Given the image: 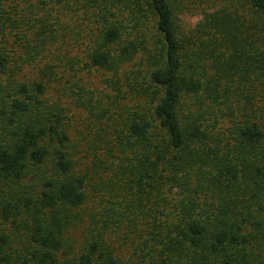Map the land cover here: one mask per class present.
Instances as JSON below:
<instances>
[{
	"label": "trees",
	"instance_id": "trees-1",
	"mask_svg": "<svg viewBox=\"0 0 264 264\" xmlns=\"http://www.w3.org/2000/svg\"><path fill=\"white\" fill-rule=\"evenodd\" d=\"M207 1L187 29L177 0H0V264H65V213L88 200L65 105L40 73L80 58L117 69L145 42H123L140 20L155 29L158 54L145 103L124 122L131 149L105 161L123 180L109 179L117 192L105 209L128 219L123 238L135 234L140 264H264V0ZM73 42L85 52L71 54ZM205 90L212 123L183 110ZM242 94L227 105L231 128L220 126L219 99ZM22 220L19 244L7 227ZM116 248L99 234L78 264H121Z\"/></svg>",
	"mask_w": 264,
	"mask_h": 264
},
{
	"label": "rangeland",
	"instance_id": "rangeland-1",
	"mask_svg": "<svg viewBox=\"0 0 264 264\" xmlns=\"http://www.w3.org/2000/svg\"><path fill=\"white\" fill-rule=\"evenodd\" d=\"M177 1L181 2L180 6L182 7L178 13V22L188 29L195 25L203 15L202 11L200 12L201 9L195 8L196 2L199 0ZM214 1L221 0H209L206 3L212 4ZM185 4H188L189 7L184 6ZM70 14L76 18L74 24L76 27L81 23V17H78L76 13ZM68 20L70 21V18ZM144 25L145 20H140L133 29L128 25L125 33L126 39L123 42L130 40L132 36H137L139 39L144 38L145 42L133 58L122 62L117 69L90 66L82 60L83 58H80L74 68L65 65V61H62L61 67H56L59 71L56 75L48 74V72L40 73L44 79L48 78L50 98L61 99L65 105L68 128L71 141L74 144L72 148L89 177L88 200L79 207H70L65 213V218L68 220L65 232L68 246L64 248L61 256V260L65 264H78L79 255L99 234H102L111 245L117 247L115 252L120 256L121 264H140L143 256L142 251H139L141 246L137 244L138 241H133L134 233L130 234L131 237L128 240L123 238L126 230L125 225L129 224L128 219L122 217L118 221L116 213L105 209V206L109 204V198L117 192L111 187L109 179H119L118 186L123 184V180L114 174V166L105 161H112L116 164L113 160L116 158L118 162H121L122 156H124L122 146L126 152L130 151L132 139L127 137L124 122L129 115L145 103L141 91L147 85L150 69L155 67L158 51L155 44L157 40L155 29L148 27L145 32ZM85 44L81 42L74 44L73 42L68 51L71 54L83 53ZM53 58L55 56L51 58L47 55L40 60V63L45 64ZM56 62L50 63L55 65ZM32 72V75H37L36 71ZM27 74L31 77L30 70ZM209 93L208 90H205L196 96L187 97L183 106L184 112L186 114L192 112L193 118H198V120L204 121L206 118V122H214L209 113L212 101ZM238 100L244 101L246 96L244 94L231 95L228 100L220 98L218 102L220 107L216 108L218 115L226 114L225 119L231 118L227 105L236 104ZM255 101L253 100V102ZM200 112L202 114H198ZM234 114H238L237 111ZM230 122L226 119L220 126H228ZM117 146L121 150L120 157L117 154L113 156L111 152H108L109 147L118 150ZM192 174L194 175L193 171ZM118 206L121 209L122 205ZM25 222L22 220L20 222L22 225L19 227H7L13 242L17 241L19 244H23L28 241V233L25 224H23ZM106 222L110 225L109 228L104 227ZM118 224L120 227L114 231Z\"/></svg>",
	"mask_w": 264,
	"mask_h": 264
}]
</instances>
